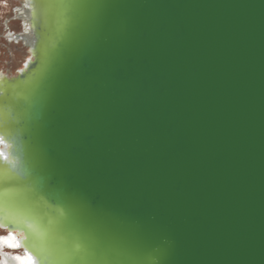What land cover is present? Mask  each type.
Instances as JSON below:
<instances>
[{"label":"water","instance_id":"obj_1","mask_svg":"<svg viewBox=\"0 0 264 264\" xmlns=\"http://www.w3.org/2000/svg\"><path fill=\"white\" fill-rule=\"evenodd\" d=\"M25 4L0 228L35 264H264V0Z\"/></svg>","mask_w":264,"mask_h":264},{"label":"rangeland","instance_id":"obj_2","mask_svg":"<svg viewBox=\"0 0 264 264\" xmlns=\"http://www.w3.org/2000/svg\"><path fill=\"white\" fill-rule=\"evenodd\" d=\"M22 0H0V75H13L20 70L29 54V39L22 29ZM19 10V11H18Z\"/></svg>","mask_w":264,"mask_h":264},{"label":"bare ground","instance_id":"obj_3","mask_svg":"<svg viewBox=\"0 0 264 264\" xmlns=\"http://www.w3.org/2000/svg\"><path fill=\"white\" fill-rule=\"evenodd\" d=\"M26 0L21 1L22 8L20 9V17L23 20L22 29H24V34L26 38L29 39L30 32L27 29V7L25 4ZM19 11V10H18ZM32 59L29 57L24 61V68L27 62ZM20 69V70H21ZM3 76L0 75V78ZM5 228H0V264H35L33 258L29 252L21 246L20 236L16 232H6Z\"/></svg>","mask_w":264,"mask_h":264},{"label":"snow or ice","instance_id":"obj_4","mask_svg":"<svg viewBox=\"0 0 264 264\" xmlns=\"http://www.w3.org/2000/svg\"><path fill=\"white\" fill-rule=\"evenodd\" d=\"M0 140H2V137H0ZM0 156H3V158L7 160V156H5L3 153H0Z\"/></svg>","mask_w":264,"mask_h":264}]
</instances>
